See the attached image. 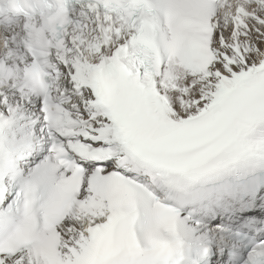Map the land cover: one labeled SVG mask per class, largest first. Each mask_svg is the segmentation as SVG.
<instances>
[{
	"label": "snow or ice",
	"instance_id": "obj_1",
	"mask_svg": "<svg viewBox=\"0 0 264 264\" xmlns=\"http://www.w3.org/2000/svg\"><path fill=\"white\" fill-rule=\"evenodd\" d=\"M0 264H264V0H0Z\"/></svg>",
	"mask_w": 264,
	"mask_h": 264
}]
</instances>
